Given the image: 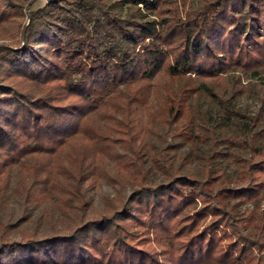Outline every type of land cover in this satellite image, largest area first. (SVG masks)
<instances>
[{"label":"trees","instance_id":"16d2710c","mask_svg":"<svg viewBox=\"0 0 264 264\" xmlns=\"http://www.w3.org/2000/svg\"><path fill=\"white\" fill-rule=\"evenodd\" d=\"M114 2L49 0L31 12L19 42L0 45V197L10 170L32 157L25 202H50L63 218L49 235L15 240L5 231L0 264H264V208L240 210L264 196L263 111L238 133L218 136L229 118L204 123L219 146L203 179L168 172L164 183H147L134 137L159 76L201 82L167 93L161 106L162 122L191 141V94L227 74L264 72V0H202L184 14L178 0ZM115 6L157 18H122ZM23 8L0 0V26ZM225 112L232 123L242 117ZM121 148L131 159L122 155L118 166L136 187L110 214L92 216L85 184L98 178V160ZM67 151L77 171L61 182L48 159ZM225 159L239 165V186L224 181Z\"/></svg>","mask_w":264,"mask_h":264},{"label":"rangeland","instance_id":"374dc122","mask_svg":"<svg viewBox=\"0 0 264 264\" xmlns=\"http://www.w3.org/2000/svg\"><path fill=\"white\" fill-rule=\"evenodd\" d=\"M24 4L21 17L14 22L0 26V45H14L20 40L22 30L30 23V14L46 6L49 0H20ZM180 11L184 14L189 6H197L202 0H178ZM114 5V0H107ZM185 4V6H184ZM115 11L122 18L133 15L144 17L147 20L156 19L144 8L138 12L131 6L117 7ZM156 86L151 95V110L143 109L141 123L138 126V135L134 136L140 159L145 163L146 182L157 185L168 180L169 174H193L200 179L205 176L214 147H218L217 139L211 138L205 126L207 122L218 124L224 118H229V128L218 129L220 133H238L241 123L249 122L260 112H264V72L254 77L252 74H227L221 82H207L209 90H199L191 94L188 105L191 107L195 121L192 127L191 141L186 139L176 127L170 128L162 122V105L169 92H180L188 87H198L201 82L192 78L171 80L167 76H159L155 80ZM241 91L231 104L228 99ZM233 109L242 117H228L225 109ZM241 120V122H240ZM206 127V128H205ZM220 149V147H219ZM118 156H106L98 160V178L85 184L87 197L92 201L89 214L95 217L110 214L113 206L119 200H126L135 189L134 174L131 170H123L118 166V160L131 157L122 148L118 149ZM240 156L250 159V154L241 151ZM68 151L48 159V167L55 169L56 178L62 182L69 173L77 171L75 163L69 159ZM213 159V158H211ZM47 159H44L46 162ZM127 161V160H126ZM215 162L216 159H213ZM37 162L29 157L22 164L13 167L9 173V182L3 196L0 197V236L5 232L10 239L19 240L22 236H44L53 232L55 227H62L59 210L48 204L36 205L26 203L23 197V184L28 185L27 164ZM216 163V162H215ZM224 181L230 186H239L235 180L239 177V165L232 160H220ZM94 179V178H93ZM61 187L56 189L57 195ZM264 199V196L262 197ZM249 202L240 207V210H254L257 206L264 208V200ZM48 207V213L45 208Z\"/></svg>","mask_w":264,"mask_h":264}]
</instances>
